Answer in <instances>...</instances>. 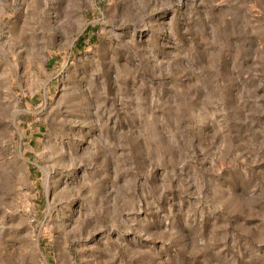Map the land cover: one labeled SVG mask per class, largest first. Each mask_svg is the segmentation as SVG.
Returning a JSON list of instances; mask_svg holds the SVG:
<instances>
[{"label":"rangeland","instance_id":"1","mask_svg":"<svg viewBox=\"0 0 264 264\" xmlns=\"http://www.w3.org/2000/svg\"><path fill=\"white\" fill-rule=\"evenodd\" d=\"M0 264H264V0H0Z\"/></svg>","mask_w":264,"mask_h":264}]
</instances>
